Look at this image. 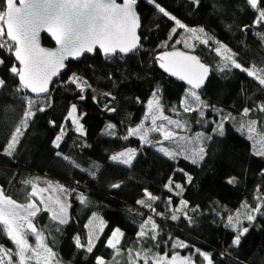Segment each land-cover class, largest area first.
<instances>
[{
	"label": "trees",
	"instance_id": "obj_1",
	"mask_svg": "<svg viewBox=\"0 0 264 264\" xmlns=\"http://www.w3.org/2000/svg\"><path fill=\"white\" fill-rule=\"evenodd\" d=\"M155 3L175 19L163 16L147 0H138L140 47L126 55L103 58L95 52L68 62L44 97L16 91L17 77L9 72L10 66L16 64L12 51L0 49V77L6 82L0 90V190L16 202L25 203L31 192L26 180L35 183L40 178L67 189L65 194L71 199L68 224L53 221L46 211L36 217L61 263L94 264L96 257H102L105 264H144L137 253H147L151 257L149 264L160 256L165 257L162 264H169L172 256L187 257L192 264H207L197 254L199 250L210 254L213 264H264V214H257L252 223L243 219L257 204L264 206V157L252 152L253 141L264 140V112L259 111L264 108V85L259 84V78H264V39L260 38L264 22L253 26L258 12L251 10L245 0H199L198 6L191 0ZM258 4L264 10L260 0ZM176 20L186 28H203V40L211 39L208 43H188V32L177 27ZM244 26L249 30L242 31ZM42 43L52 45L45 36ZM221 44L245 69L224 68L223 58L215 51ZM176 47L195 53L211 68L209 78L198 91L207 105L203 116L184 112L180 101L188 87L163 74L157 64L161 51ZM247 70L256 75L249 77ZM70 78L82 80L81 87L69 84ZM157 89L165 114L184 121L190 134L211 137L205 142L204 159L197 164L181 156L164 157L156 144H143L135 136L123 138L130 128L141 123L147 101ZM80 95L85 98L81 100ZM22 97L38 99L46 111L37 112L26 127H21L23 135L12 156H8L4 150L27 110V99ZM73 104L83 134L75 131L71 118H66ZM245 107L250 109L247 116L242 111ZM222 120L224 136L213 131ZM253 120L256 130L249 133ZM108 124L114 128L108 130ZM241 124L245 126L243 130ZM61 125L65 135L57 149L53 140ZM125 149L136 151L131 166L110 159ZM57 152L62 155L58 157ZM184 173L192 177L190 183ZM232 177L236 182L229 184ZM170 178L171 192L164 187ZM175 183L182 184V194L176 195ZM114 184L120 186L113 188ZM145 190L157 199L149 200ZM81 195L85 197L83 204L78 200ZM141 199L144 205L137 203ZM180 200L187 201L189 207L177 212ZM173 214L178 216L175 221L171 220ZM237 214L249 233L239 247H234L233 231L225 225L229 215ZM91 216L102 219L106 229L93 252L88 253L77 249L74 240L81 237ZM149 218L157 225L154 241L136 235ZM115 228L123 235L117 248L109 249L105 241ZM151 228V223L147 224L150 234ZM179 243L187 246L173 247ZM0 245L13 247L7 239H0Z\"/></svg>",
	"mask_w": 264,
	"mask_h": 264
},
{
	"label": "snow or ice",
	"instance_id": "obj_2",
	"mask_svg": "<svg viewBox=\"0 0 264 264\" xmlns=\"http://www.w3.org/2000/svg\"><path fill=\"white\" fill-rule=\"evenodd\" d=\"M196 6L199 5V0H191ZM138 0H122V3H118L117 0H0V49L7 47L10 51L14 49L15 60L18 61L19 67L14 63L10 66L9 72L12 76L18 77L17 92L27 90L39 97L41 94L49 92V83L52 82V78L60 74V70L65 67L64 61L72 58L77 59L86 53H93L96 47L102 51L104 56L132 53L138 47L139 37L136 34V30L140 27L139 19L136 13V5ZM147 3L154 4L163 16L169 19H175L170 16L163 7L155 0H147ZM245 4L250 7L254 12H258V16L254 17L253 26L264 22V10H261L258 0H245ZM260 4H264V0H260ZM176 26L185 29L186 32L196 34L197 29L186 28L179 20H176ZM249 30V26H244L242 31ZM175 33L176 28L172 29ZM42 32H47L51 35L55 44L58 46L56 50H48L40 46L39 38ZM200 33L204 32V29H199ZM260 35V34H258ZM197 39L200 37L197 36ZM264 39V35L260 36ZM211 38L204 39L202 43H208ZM179 42V41H178ZM218 55L227 53L229 50L224 45H220L215 49ZM166 57H181L182 61L179 62H165ZM160 61V67L171 76H176L180 80L185 81L189 86L185 92V99L180 101V105L183 107L185 113L197 112L200 116L204 115L203 108L207 107L198 94L199 89L205 83V75L208 69L200 63L195 56L185 55L181 52L165 53L158 57ZM224 68L229 66L236 69H241L239 64L233 55L223 56ZM191 61L200 70L199 73L191 71V65L186 63ZM3 63V61H0ZM249 77H254L256 73L252 70H247ZM5 80L0 78V87L5 85ZM69 84H74L80 88V82L78 79L70 78ZM259 84L264 85V78H259ZM83 91V88H81ZM83 100L85 97L80 95ZM27 99V110L23 113V119L20 121V126L15 128V132L11 136L10 141L7 144V148L3 154L12 156L20 137L23 135L21 127H26L28 122L35 116L37 112L46 111L45 106H41V102L38 99L22 97ZM194 105V107H193ZM109 111H115V109H107ZM77 107L75 104L71 106L70 111L67 113L66 118H71L72 123L76 125L75 131L83 134V127L79 122V118L73 114L76 113ZM175 111V110H173ZM243 114L247 116L250 109L245 107ZM259 111L264 112V108H260ZM151 119L153 127L144 128L143 124L137 125L135 128H130L124 139L129 137L138 136L143 144L156 146L148 139L150 132H158L162 136V140L157 141L159 145H163L164 142L169 144H175V148L159 147V151L164 157L169 159H176L179 156H183L185 159H190L193 164H197L200 160L204 159L205 148L200 146L199 141L203 139H211V137H203L198 134L196 137L197 144L191 149L185 150L182 145L177 144L176 141H187L189 144L192 140L189 137L177 136L173 131L166 130L165 123L168 126H174L177 129L183 130L187 125L179 120L170 119L168 116L161 113V104L159 100V89L152 94V99L147 101V112L145 113V119ZM231 117H224L227 120ZM234 119V118H232ZM162 123L157 126V121ZM55 126V122H50ZM256 121H251L248 127L249 133L254 132L256 129L254 125ZM244 124L240 125L241 130L244 128ZM114 125L108 124L107 129L112 130ZM214 132H218L220 136H224V122L223 120L217 124L213 129ZM65 135V128L60 126V133L57 134L53 140V145L57 149L60 148V142ZM249 139L252 136L249 135ZM259 151L255 152V155L264 157V144L260 145ZM190 153V154H189ZM56 155L60 157L62 153L57 152ZM136 156V151L128 149L122 151L116 155L111 156V160L119 162L120 164L131 166L133 159ZM67 160V157H64ZM180 171H183L182 169ZM187 177V182L190 183L192 177L187 173H184ZM229 184H234L236 178H229L227 181ZM25 184L31 185V192L29 194V202L21 204L14 199L9 198L3 191H0V239H7L13 245L12 248H7L0 245V264H30L34 261L35 264H57L56 253L52 247L48 246L44 242L43 232L38 231L34 219L38 213L42 211L31 197L37 196V185L26 180ZM172 179L170 178L164 187L168 191H172ZM120 185L114 184L113 188ZM49 188H52L49 182ZM176 195H180L183 192L181 183H175ZM41 193L48 191V189H39ZM60 194L67 192L64 187H59ZM145 196L149 200L155 201L156 196L150 194L145 190ZM52 200L50 196L48 198ZM41 203H43V197H40ZM80 203H85V197L83 195L78 197ZM171 201V197H169ZM52 203L56 206L55 209L45 208L43 211H50L52 213L51 219L58 221L60 225H66L69 223L67 219L68 206L62 202L58 195ZM138 204L144 205L145 200L141 199L137 201ZM180 207L176 209L177 212L188 209V202L185 200L179 201ZM247 208V205H244ZM262 205L257 204L254 208L249 209L248 214L243 216V219L252 223L257 214L262 213ZM196 211V209H192ZM95 219V217H93ZM178 216L173 214L171 220L175 221ZM151 223V234L146 231L147 224ZM89 224L85 225V228H90ZM231 228L233 231V237L231 239V245L239 247L242 243V238L249 233L248 227L241 226V216L237 214L235 217L229 215L227 217V224L225 225ZM156 223L152 222L151 218L140 225V230L136 233L140 239L148 238L156 240ZM104 230V222L101 220L96 228L89 231L87 237V244L81 243V238L77 236L74 240L75 247L77 249L86 250L88 253H92L95 246V241L99 239L97 232L102 233ZM123 233L119 228H116L106 241V247L109 249H116L120 244L119 237ZM34 238V245L29 243V237ZM139 242V240H138ZM186 247L184 243L173 245V247ZM118 254V253H117ZM197 254L203 258V261H207V264H213V260L210 254L197 250ZM138 256L144 259V264H149L151 257L147 253H137ZM18 258V259H17ZM131 260V255L129 256ZM176 256L171 257L169 264H176ZM165 260L164 256L157 257L152 264H162ZM94 264H105V260L102 257H96ZM180 264H189L187 258L180 261Z\"/></svg>",
	"mask_w": 264,
	"mask_h": 264
},
{
	"label": "rangeland",
	"instance_id": "obj_3",
	"mask_svg": "<svg viewBox=\"0 0 264 264\" xmlns=\"http://www.w3.org/2000/svg\"><path fill=\"white\" fill-rule=\"evenodd\" d=\"M192 29H197V33H196V34H191V33L188 32V37H187L186 41H187L188 43H190V42H193L194 40H203L204 36H203V33H200V32H199V29H200V28H192ZM197 36H199L200 38L197 39V38H196ZM219 46H220V45H219ZM219 46H218V47H219ZM226 48H227V47H226ZM227 49H228V48H227ZM228 50H229V49H228ZM230 54L232 55L231 51L229 50V52H227V53H222V54L220 55V57L223 58V56L230 55ZM241 69H245V68L241 67ZM75 79H78V78H75ZM78 81L80 82V85H81L82 80H79V79H78ZM183 99H185V95H184ZM193 107H194V105H193ZM182 108H183V107H182ZM161 113H162L163 115L168 116L170 119H173V120H179V121H181L182 123H185L184 121H182V120H180V119H178V118H176V117H174V116H171V115L165 114L162 110H161ZM73 115H74L75 117H77L76 113H74ZM77 118H78V117H77ZM71 121H72V120H71ZM141 123L143 124V127L146 128V129H147V128H151V127H153L150 118H149V119H145V117H144L143 120L141 121ZM141 123H140V124H141ZM160 123H162V122L158 120V121H157V126H159ZM163 123H165L166 130H171V131H173L177 136H185V137H189V138L192 140V143H191V144H189L187 141H179V140L176 141V143L182 145L183 148H184L185 150L191 149L192 147H194V146L197 144L196 137H197L198 134L202 135L203 137H206V135L203 134V133L190 134V133H189V128H188L187 126H186L183 130H181V129H177V128H175L174 126H168V125L166 124V122H163ZM140 124H139V125H140ZM185 124H186V123H185ZM73 125H74V124H73ZM186 125H187V124H186ZM74 126H75V128H76V125H74ZM135 137L139 138L138 136H135ZM148 139H150V140H151L154 144H156L158 147L163 146V147H165V148H172V149L175 148V144H169L168 142H164L163 145H159V144H157V143H156L157 141L162 140V136H161L160 133H158V132H150L149 135H148ZM205 142H206V139H203L202 141H199L200 146H202V147L205 148ZM261 144H264V140H263V138H262V140L259 139V138H257V139H255V140L253 141V144H252V152H253V154H255V152L261 150V149H260V145H261ZM127 150H128V149H125V150H123V151H127ZM121 152H122V151H121ZM119 153H120V152H119ZM117 154H118V153H117ZM189 154H190V153H189ZM181 157H183V156H181ZM187 160L191 161L190 159H187ZM45 177L48 178L47 176H45ZM35 184L37 185V196H36V197H31V200L34 201V202L36 203V205H37L39 208L42 209V211H43V209H45V208H48V209H55L56 206L52 203V200H55V198L59 195V196H60V199L62 200V202H64V203L68 206V208H67V219H68V218H69V214H70V206H71V199H70V196H68V195L65 194V193H64V194H60L59 191H58L59 187H57V186H55V185H53V184H51V185H52V188H49V183H48V182H45L44 180H41L40 178H38V180L35 182ZM41 188H43V189H48V191L41 193V192L39 191V189H41ZM0 191H1V190H0ZM41 196L43 197V201H44L43 203H41V200H40V197H41ZM50 196L52 197V200H49V199H48ZM27 202H29V200H28ZM27 202H25V203H27ZM21 204H24V203H21ZM46 212H47V213L49 214V216L51 217L52 213H51L50 211H46ZM93 217H95V216H91L90 219H89V221H88V223H87V224H89V222L92 221V224L90 225V228H85L83 234H82L81 237H80V238H81V243L84 244V245L87 244V237H88V233H89V231H90L91 229H93V228H96V227L99 225V222L102 220V219H100V218H98V217H95V219H93ZM103 222H104V221H103ZM34 223H35V225H36L38 231H41V228H39V225H38V223L36 222V218L34 219ZM105 229H106V224L104 223V230H103V232L105 231ZM115 229H116V228H115ZM115 229H111V230H110V232H109V234H108L109 236H107V239H109L111 233H112ZM103 232H102V233L97 232V236L100 238L101 235L103 234ZM43 238H44V242H45V244L48 245V242H47V239H46V236H45L44 233H43ZM107 239H106V241H107ZM119 239H121V236L119 237ZM98 240H99V239H98ZM98 240L95 241V245H96V243L98 242ZM106 241H105V243H106ZM29 243H30V244H33V245H34V243H35L34 238L31 237V236L29 237ZM48 246H49V245H48ZM177 258H178V259H177V261H176V264H180V261L184 260V259L187 258V257H185V258L177 257ZM17 259H18V258H17ZM56 259H57V256H56ZM187 260L189 261V264H192V261H190L188 258H187ZM30 264H35V262L32 261V262H30ZM57 264H66V263H61L60 260L57 259Z\"/></svg>",
	"mask_w": 264,
	"mask_h": 264
},
{
	"label": "water",
	"instance_id": "obj_4",
	"mask_svg": "<svg viewBox=\"0 0 264 264\" xmlns=\"http://www.w3.org/2000/svg\"><path fill=\"white\" fill-rule=\"evenodd\" d=\"M117 2H118V3H122V0H117ZM17 4H18V0H17ZM137 5H138V3H137ZM137 5H136V9H135V10H136V13H137V16H138V19H139V23H140V27H141L140 15H139L138 12H137ZM140 27L136 30V34H137V36L139 37V41H138V47H137L134 51H136V50L140 47V36H139ZM43 36L47 37V38L51 41V44H52L51 46L43 45V43H42V38H43ZM38 42L40 43V46H41V47H43V48H45V49H48V50H56L57 47H58V46L55 44V41L52 39L51 35H50L49 33H47V32H42V33H41V36H40ZM95 52H99L103 58H109V57H113V56L116 55V54H115V55H110V56H107V57H106V56H104V54L102 53V51L99 49V47H96V48L94 49L93 53H86V54H83L81 57H79V58H77V59H72V58L66 59V60L64 61L65 67H64L63 69H61V70H60V74H59L58 76H56V77H53V78H52V82L49 83V85H48V87H49V92L46 93V94H41L39 97H44V96H46V95H48V94L50 93V90H51V86H52V84L54 83V81L56 80L57 77H59L61 74L64 73V71H65V69H66V66H67V63H68V62H70V61H73V62L79 61V60H81L82 57H84V56H93V55L95 54ZM172 52H181V53H184L185 55L195 56V57L197 58V60H199L200 63H202V64L208 69V72H207V74L205 75V83H206V81H207V79L209 78L210 73H211V68H210L209 65L203 63L202 60H201V59H200L195 53H193V52H189V51H186V50H184V49H182V48H180V47H176V48H172V49H168V50L161 51V52L159 53L158 57L164 55L165 53H172ZM13 53H14V49L12 50V56H13V58H14V60H15V57H14V54H13ZM117 54H120V53H117ZM120 55H125V54H120ZM158 57H157V64H158L159 69L161 70V72H162L163 74H165L166 76H168L169 78H171V79H173V80L180 81V82H182L183 84H185L187 87H189L185 81H182V80H180L178 77H176V76H171L169 73L165 72L164 69L160 67V61L158 60ZM0 61H1V60H0ZM179 61H182V58H181V57H166V61H165V62H169V63H171V62H179ZM15 62H16V64H17L18 67H19V63H18V61L15 60ZM186 63H188V64L191 65V71L196 72V73H199L200 70L195 66V64H194L193 62L188 61V62H186ZM0 64H1V63H0ZM0 78H1V77H0ZM17 80H18V77H17ZM205 83H204V85H205ZM204 85H203V86H204ZM203 86H202V87H203ZM1 88H2V87H0V90H1ZM200 90H201V89H199V90H197V91H200ZM25 91H26L29 95H31L32 97H36L35 94H33V93H31V92H28L27 90H25Z\"/></svg>",
	"mask_w": 264,
	"mask_h": 264
}]
</instances>
